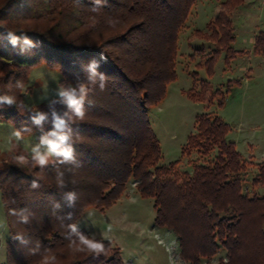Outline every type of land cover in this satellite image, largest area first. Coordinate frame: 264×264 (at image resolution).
Instances as JSON below:
<instances>
[{
  "label": "trees",
  "instance_id": "obj_1",
  "mask_svg": "<svg viewBox=\"0 0 264 264\" xmlns=\"http://www.w3.org/2000/svg\"><path fill=\"white\" fill-rule=\"evenodd\" d=\"M196 1L0 0V120L22 135H65L74 156L54 155L50 165L15 154L0 161L9 231L5 264H124L119 248L77 223L91 207L110 208L131 182L153 199L155 224L174 235L182 262L202 264L225 248L227 264H264V164L252 183L259 190L245 194L244 164L227 140L229 125L205 115L189 138L188 146L204 155L218 148L215 164L198 165L183 180L173 164L159 166L162 149L149 110L176 79L179 34ZM208 27L212 34L200 36L216 50L206 64L221 50L229 63L238 52L228 47L230 16L221 14ZM255 52L264 55V33ZM41 65L60 73L63 90H75L82 119L61 95L27 106L31 72ZM216 94L222 100L224 93ZM81 236L103 250H88Z\"/></svg>",
  "mask_w": 264,
  "mask_h": 264
},
{
  "label": "rangeland",
  "instance_id": "obj_2",
  "mask_svg": "<svg viewBox=\"0 0 264 264\" xmlns=\"http://www.w3.org/2000/svg\"><path fill=\"white\" fill-rule=\"evenodd\" d=\"M221 14L230 16L234 39L228 47L238 52L227 63L226 51L221 50L208 65L206 61L216 45L200 33L212 34L208 24L214 25ZM261 33H264V0H197L193 6L179 34L176 79L168 84L163 101L149 110V120L162 149L159 166L173 164L180 180L191 176L198 165L217 162L218 148L204 155L188 146L190 136L197 133V120L207 115L219 117L229 125L227 140L235 143L244 164L241 173L244 193L252 195L259 190L252 183L264 164V55L255 52V40ZM60 81V73L46 65L33 69L27 106L36 108L58 97L62 90ZM203 82L209 86L204 87ZM218 90L224 93L222 100L216 94ZM42 140L37 133L22 135L12 123L0 120V161L15 154L41 165L35 159L34 149L47 153ZM53 159L54 155L48 156L44 165L52 164ZM155 218L153 199L142 197L131 182L110 208L87 209L77 225L93 238L110 241L119 248L124 264H189L179 259L174 235L158 228ZM8 238L0 191V264L6 263ZM227 262V250L221 248L202 264Z\"/></svg>",
  "mask_w": 264,
  "mask_h": 264
},
{
  "label": "clouds",
  "instance_id": "obj_3",
  "mask_svg": "<svg viewBox=\"0 0 264 264\" xmlns=\"http://www.w3.org/2000/svg\"><path fill=\"white\" fill-rule=\"evenodd\" d=\"M95 11V9H93ZM13 43H15V38L13 39ZM26 44H30L31 41L25 40ZM95 68H96V63L93 62L91 65V69L93 74H95ZM103 87V85H102ZM80 92L83 94L85 92V89L83 86L80 88ZM60 95L62 97H65L69 106L74 109L76 115L80 117L81 119L83 118V111H82V103L81 100H78L76 98L75 90H61ZM5 100L9 104H12L14 102L12 97H5ZM41 118H43L41 116ZM63 121H59L56 125L57 128H61L63 126ZM19 135V134H17ZM52 135H56V133H52ZM68 137L65 135H60L58 137V140H52L48 138H44L42 140V143L47 145V153L41 154L38 149H34V152L36 153L35 159L38 161L39 164L44 165L47 163L48 156L51 155H56V156H62L64 158V161H71L74 159L73 152L71 148L65 147V142L67 141ZM75 225H72L73 230H75ZM80 243L84 246L87 247L88 250L90 251H96L100 252L103 250V245L101 243H98L94 240H89L85 238L84 236L80 237Z\"/></svg>",
  "mask_w": 264,
  "mask_h": 264
}]
</instances>
